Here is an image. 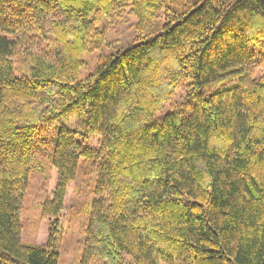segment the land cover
<instances>
[{
	"label": "trees",
	"instance_id": "1",
	"mask_svg": "<svg viewBox=\"0 0 264 264\" xmlns=\"http://www.w3.org/2000/svg\"><path fill=\"white\" fill-rule=\"evenodd\" d=\"M125 7L136 38L84 73ZM38 154L51 227L26 245ZM80 160L96 182L79 264H264V0H0V264H59Z\"/></svg>",
	"mask_w": 264,
	"mask_h": 264
},
{
	"label": "rangeland",
	"instance_id": "2",
	"mask_svg": "<svg viewBox=\"0 0 264 264\" xmlns=\"http://www.w3.org/2000/svg\"><path fill=\"white\" fill-rule=\"evenodd\" d=\"M136 24L137 19L131 14L128 7L117 9L114 14L104 19L101 27L105 30L106 43L100 51L85 54L84 73L93 69L100 55L130 44L137 35ZM179 95H181L180 91H178ZM168 108L169 105L166 104L163 111ZM80 161L76 176L67 190L64 209L59 217L62 222V232L57 241L59 264H79L86 246L90 223V204L96 182V167L92 161ZM48 162V157L37 155L21 204L19 212L20 240L26 245L44 244L49 235L51 219L41 216L40 206L49 195L52 175L47 166ZM90 264H103V262L102 260H92ZM173 264H182V262L175 260Z\"/></svg>",
	"mask_w": 264,
	"mask_h": 264
}]
</instances>
